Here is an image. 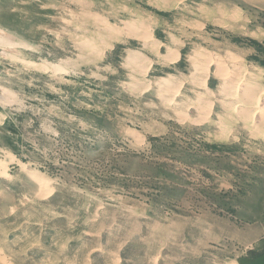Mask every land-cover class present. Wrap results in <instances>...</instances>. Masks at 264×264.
Here are the masks:
<instances>
[{
	"label": "rangeland",
	"instance_id": "1",
	"mask_svg": "<svg viewBox=\"0 0 264 264\" xmlns=\"http://www.w3.org/2000/svg\"><path fill=\"white\" fill-rule=\"evenodd\" d=\"M0 264H264V0H0Z\"/></svg>",
	"mask_w": 264,
	"mask_h": 264
},
{
	"label": "bare ground",
	"instance_id": "2",
	"mask_svg": "<svg viewBox=\"0 0 264 264\" xmlns=\"http://www.w3.org/2000/svg\"><path fill=\"white\" fill-rule=\"evenodd\" d=\"M144 93V92H143ZM254 104V103H253Z\"/></svg>",
	"mask_w": 264,
	"mask_h": 264
}]
</instances>
